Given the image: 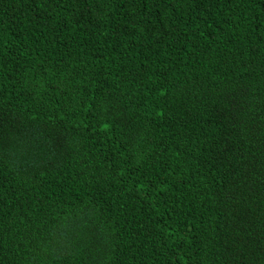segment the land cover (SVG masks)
<instances>
[{
    "label": "trees",
    "instance_id": "trees-1",
    "mask_svg": "<svg viewBox=\"0 0 264 264\" xmlns=\"http://www.w3.org/2000/svg\"><path fill=\"white\" fill-rule=\"evenodd\" d=\"M0 264H264V0H0Z\"/></svg>",
    "mask_w": 264,
    "mask_h": 264
}]
</instances>
